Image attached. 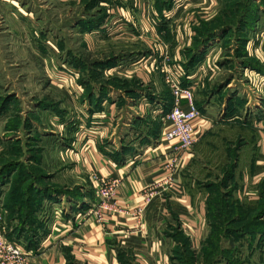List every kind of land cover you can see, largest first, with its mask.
I'll return each mask as SVG.
<instances>
[{
  "label": "rangeland",
  "instance_id": "1",
  "mask_svg": "<svg viewBox=\"0 0 264 264\" xmlns=\"http://www.w3.org/2000/svg\"><path fill=\"white\" fill-rule=\"evenodd\" d=\"M117 1L118 12L132 7L136 10L131 14L132 22L142 29L143 39L131 24L120 20L114 7L106 21V35L80 36L75 28L78 17L99 14L107 7L105 3L93 7L95 3L86 0H0V131L6 120L3 131L18 137L14 129L20 128L21 135L19 139H0V214L7 234L20 225L14 208L23 207L20 201L30 197L33 187L48 185L64 190L65 169L79 167L75 160L73 165L65 159L67 142L60 134L62 128L48 127L52 116L60 119V112L65 111L62 90L67 53L84 54L88 62L111 53L120 55L124 50L136 51L141 46H136L137 41L156 40L150 27L152 17L142 16V8L152 5V0ZM165 16L171 31L165 40L166 62L171 57L183 67V61L192 62L196 57L198 67H207L198 89L201 108L211 99L216 112L223 103L240 112L264 101L260 89L264 88V0H174ZM145 29L149 38L144 37ZM235 130L220 132L217 128L214 133L233 137ZM216 136L208 139L211 143L201 144L203 159L192 172L196 184L206 189L212 210L216 209L214 203L222 201L230 204L232 211L225 220L216 214L209 218L212 224L221 220L222 229H211L205 240L193 241L191 248H179L173 264H261L264 239L254 234L257 228L253 225L264 226V214L259 215V205L254 209V203L246 199L240 204L243 212L232 204L238 201V178L231 168L237 141L233 137L222 142ZM223 151L228 152L226 162ZM38 211L33 219L44 222L48 211L43 207ZM61 212L65 214V208ZM234 219L239 222L233 223ZM26 241L24 238L19 243Z\"/></svg>",
  "mask_w": 264,
  "mask_h": 264
},
{
  "label": "crops",
  "instance_id": "2",
  "mask_svg": "<svg viewBox=\"0 0 264 264\" xmlns=\"http://www.w3.org/2000/svg\"><path fill=\"white\" fill-rule=\"evenodd\" d=\"M151 4L142 8V16L152 17L153 26L150 27L156 40L137 41L136 46H141L136 51L124 50L121 53L126 56L119 57L104 71L105 78L126 81L131 86L123 89L110 85L106 95L101 97L94 84L93 97L89 99L84 86L78 82L81 71L65 60V88L62 90L65 114L60 119L52 116L48 127L62 128L60 134L67 142L65 159L73 165L75 160L79 167L65 169V189L70 195L54 192V187H50V196L42 201L41 206L48 215L44 216L46 234L39 246L27 251L17 242L26 251L29 264H173L179 248H191L193 241L205 240L211 233L208 193L196 184L192 172L197 161L203 159L199 147L203 142L211 143L208 140L214 138L211 136L217 135L215 138L222 142L236 138L233 174L238 178V202L248 200L257 205L264 200V101L252 108L246 105L240 112L231 111L224 103L216 112L211 99L201 108V104L198 105L201 74L207 67L197 66V70L184 78L183 68L173 58L166 62V42L158 31L159 12L154 0ZM116 6L109 7L111 14ZM135 11L132 7L126 12L116 10L115 14L131 24L140 38L142 29L132 22ZM107 22L101 30L83 37L92 38L102 32L106 35ZM144 32V37L149 38L147 29ZM84 43L86 45L87 40ZM155 47L160 49L152 52ZM165 66L181 85L185 79V86L193 89L201 115L194 123L195 143L186 152L178 150L177 141L163 139L167 125L163 101L166 91L171 95L164 80ZM262 81L260 79L259 87L263 86ZM260 89L264 92V88ZM95 99H98V106L91 102ZM6 122H2L0 139H19L20 128L14 129L19 138L3 131ZM217 128L220 132L228 128L236 130L233 137L218 136L214 133ZM227 151H223L224 161ZM175 155L179 156V166L168 187L163 181L167 176L165 164ZM212 158L214 160L215 156ZM68 169L72 172H66ZM108 179L119 181L116 204L129 213L110 215L101 225L87 211L95 200L94 187ZM152 187L155 188L154 197L146 205L143 221L139 224L132 211L143 204L140 191ZM61 208H65V214ZM2 226L6 231L5 225ZM261 264H264V249Z\"/></svg>",
  "mask_w": 264,
  "mask_h": 264
},
{
  "label": "trees",
  "instance_id": "3",
  "mask_svg": "<svg viewBox=\"0 0 264 264\" xmlns=\"http://www.w3.org/2000/svg\"><path fill=\"white\" fill-rule=\"evenodd\" d=\"M94 2V6L95 7L98 3H105L107 4V7H101L104 10L100 11L99 14L97 15H83L81 17H78V19L76 20V25L78 27L77 28V32L80 34V36H83L86 33H90L93 31H97L99 30L107 21L108 16L109 15V7H111V5L115 4L118 5V1L117 0H86V2L90 3V2ZM172 2H174V0H154V7L156 8L157 12H159V19H160V26L158 27V31L162 32V37L164 40H166V38L168 39L170 36V30L169 28H167V23L166 22V16L165 13L170 11L172 9ZM100 7H98L100 9ZM108 8V9H107ZM101 30V29H100ZM84 44V43H83ZM68 55L65 57V60L67 63H69L70 65H73L74 67L78 68L81 71V78L78 80V82L80 84H82L85 88V95L87 97H89V99H92V89L94 87V84L97 85L100 90V94L101 97L106 95L105 93L108 91L110 85H113L115 87H120L123 89H126L127 87L131 86L130 83H127L126 81H122V80H115V79H110V78H105L104 76V71L109 68L112 67L114 65L115 60H117L119 57H123L126 55H123V53H121L120 55H113L112 53L108 56V57H102V58H97L94 59L92 61H88L84 56V54H76L73 53L71 54L70 51L69 53H67ZM88 56V55H87ZM82 57V58H81ZM188 60V61H187ZM186 61L182 62L183 65V70L185 72L184 74V78H186L188 76V74L190 73V71H194L195 67L197 66V61H196V57H194V60L192 62L189 61V59H187ZM185 79L182 83L183 86H185ZM169 91V89H168ZM170 93V91H169ZM167 94V95H166ZM172 95H168L167 91L165 93V97H164V101H163V106H164V115L166 113L169 112L171 106H172ZM100 97V98H101ZM98 99H95L94 101H91L92 103L94 102L96 104V106H98ZM101 100V99H99ZM58 103H60L59 101H57ZM100 102V101H99ZM60 105V104H59ZM196 105V104H195ZM99 108V107H97ZM91 111V110H90ZM94 111V110H93ZM61 118L64 117L65 111L62 110V112H60ZM92 113V111L90 112ZM21 126V123L15 124L14 127H19ZM18 129V128H15ZM229 152V151H228ZM227 160H225L224 162H226ZM232 171L234 168V163L231 166ZM33 186V185H32ZM31 186V188H32ZM30 190V187H29ZM54 192L60 193L63 192L64 195H70V191H66V189L61 190V189H57L54 187ZM76 190V189H75ZM74 194V192H72ZM51 194L50 191V186H42L40 185V187H33L31 189V193H30V197L28 199L25 200H21L20 202H22V208H14V213L16 215V217H18V221L20 222V225L16 226V230L12 231L11 233L6 234L7 238L9 240L12 241H16L19 240V242H22V240L25 238L27 241L24 245H21L24 247V249L28 250H34L36 249L40 242L42 241V238L45 236L46 234V228H45V224L44 222L38 220L37 218L33 219V215L38 213V208L42 207V201L46 198H48ZM49 195V196H48ZM231 197V196H230ZM208 201V200H207ZM223 202L220 201L219 203H214V205L216 206V209H211L212 208V203L211 205H209V203L207 202V209L209 212V218H212V216L214 214H216L217 216L222 217L223 220H225V215L230 214L232 211V207L230 208V204L226 203L223 205H225L226 207H223L221 204ZM232 204L237 205V210L239 208V210H241L242 212L245 211L244 209L242 210V206L240 205V203L237 201L232 202ZM259 205V211L258 214L261 215L262 213L264 214V200H260L259 203L257 205H254V209H256ZM26 208V209H24ZM227 209V213L224 212V210ZM256 214V213H255ZM210 221H213L210 219ZM222 222L221 220H219V222L215 221L211 222V229H218L221 230L222 229ZM233 223L239 222L238 220L234 219L232 221ZM256 227L257 230L254 231V234H256V232L258 233V235L262 236V238L264 239V226H257V225H253V228ZM18 242V243H19Z\"/></svg>",
  "mask_w": 264,
  "mask_h": 264
},
{
  "label": "built area",
  "instance_id": "4",
  "mask_svg": "<svg viewBox=\"0 0 264 264\" xmlns=\"http://www.w3.org/2000/svg\"><path fill=\"white\" fill-rule=\"evenodd\" d=\"M165 60L168 54L164 55ZM164 80L170 89L173 102L168 113L165 114L166 127L163 132V139L166 142L177 141L178 150L186 152L195 143L194 123L201 116L195 105L193 89L190 86H182L173 73L164 67ZM192 72V71H190ZM179 166V156L171 157L165 164L167 176L163 180L169 187L172 176ZM158 184V183H157ZM156 184V185H157ZM119 181L108 179L100 181L94 187L95 200L87 212H90L99 224H104L108 216L115 213H126L129 211L118 206ZM155 186V185H154ZM154 187L142 189L140 195L143 204L137 206L132 212L137 223L143 221L146 205L154 197ZM0 264H29L26 251L16 241L9 240L2 227V216L0 214Z\"/></svg>",
  "mask_w": 264,
  "mask_h": 264
}]
</instances>
